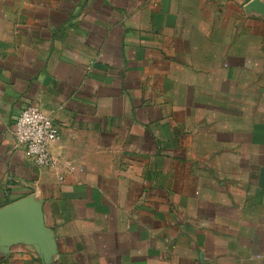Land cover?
<instances>
[{
    "label": "crops",
    "instance_id": "crops-1",
    "mask_svg": "<svg viewBox=\"0 0 264 264\" xmlns=\"http://www.w3.org/2000/svg\"><path fill=\"white\" fill-rule=\"evenodd\" d=\"M0 264H264V0H0Z\"/></svg>",
    "mask_w": 264,
    "mask_h": 264
},
{
    "label": "built area",
    "instance_id": "built-area-1",
    "mask_svg": "<svg viewBox=\"0 0 264 264\" xmlns=\"http://www.w3.org/2000/svg\"><path fill=\"white\" fill-rule=\"evenodd\" d=\"M15 137L18 144L25 146L30 159L37 165L57 166L49 145L60 137L52 117L38 106L28 105L17 115ZM72 166L71 163H68Z\"/></svg>",
    "mask_w": 264,
    "mask_h": 264
},
{
    "label": "water",
    "instance_id": "water-1",
    "mask_svg": "<svg viewBox=\"0 0 264 264\" xmlns=\"http://www.w3.org/2000/svg\"><path fill=\"white\" fill-rule=\"evenodd\" d=\"M25 202H19L16 204H13L7 208L4 209V212L6 213H10L9 215L14 214L16 211H23V206H24ZM31 226H25L26 232L28 234V236L31 237L32 240L36 241L40 235V231H41V226L38 222L37 219L32 220L31 222Z\"/></svg>",
    "mask_w": 264,
    "mask_h": 264
}]
</instances>
